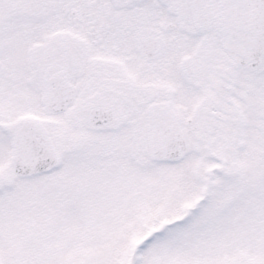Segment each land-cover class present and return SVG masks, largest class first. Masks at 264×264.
Wrapping results in <instances>:
<instances>
[{
  "label": "snow or ice",
  "instance_id": "obj_1",
  "mask_svg": "<svg viewBox=\"0 0 264 264\" xmlns=\"http://www.w3.org/2000/svg\"><path fill=\"white\" fill-rule=\"evenodd\" d=\"M0 264H264V0H0Z\"/></svg>",
  "mask_w": 264,
  "mask_h": 264
}]
</instances>
